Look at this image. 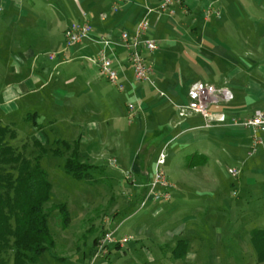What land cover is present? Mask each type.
<instances>
[{"label":"rangeland","instance_id":"obj_1","mask_svg":"<svg viewBox=\"0 0 264 264\" xmlns=\"http://www.w3.org/2000/svg\"><path fill=\"white\" fill-rule=\"evenodd\" d=\"M245 3L247 8H253L255 4L257 8L264 6V0H255L252 7L249 0ZM178 7L173 0L175 16L188 24L191 17L183 15ZM82 11L86 12L83 5L79 12ZM2 12L0 5V14ZM155 13L166 17L157 11ZM1 17L0 125L14 130L15 137L7 139V142L16 152L31 160L42 155L40 167L51 184L50 199L44 208L49 214L48 225L55 246L41 255L38 262L28 264H258L251 244V231L264 230V147L256 146V150L253 148L249 153L257 151L252 158L242 157L239 161L220 157L217 162L218 158L208 157L206 167L190 172L184 167V160L187 155L195 154L196 148L189 149L188 145L182 144L184 138L174 140L163 147L155 160L152 155L158 142L143 145L147 135L144 122L140 126L137 122L133 125L130 140L114 139L106 132L105 144L101 145L98 131L106 126V122L110 124L119 118L124 125H129L128 119L132 115L128 111V117L126 106L129 100L126 95L119 93L100 75L93 59L92 63L83 59L66 62L72 58L66 51L68 53H64L68 58L64 57V62L58 65L62 58L50 62L48 55L53 50L42 42L31 44L29 48L33 55L29 60L25 56L29 48L19 47L13 42L17 40L16 33L21 25L9 28L10 19ZM171 17L167 16L165 20ZM39 19H35V24ZM72 20L71 24H74L81 18L74 17ZM148 22L150 29H154L155 19L151 17ZM92 33L93 28L88 38ZM57 37L61 43L59 50L63 51L65 31L64 34L59 32ZM102 39L106 38L98 35L95 43L99 46ZM112 44V41L107 44L105 50L114 63V58L108 54ZM99 49L100 46L97 52ZM19 52L26 63L22 75L17 72ZM53 55L55 53L49 57ZM158 55H163L162 51ZM33 56L45 63L47 73L44 74V82L48 81V86L33 95L6 96L7 90L17 89L19 84L32 76ZM177 62L180 67L178 74L184 75L183 63ZM112 66L121 81L118 69L114 64ZM82 69L88 71L87 76ZM49 70L52 71L51 76ZM153 70L155 73V68ZM187 72L190 73L188 69ZM71 77L75 79L74 92H82L79 100L90 103L92 109L83 105L80 109L65 101L63 96L70 89L66 81ZM151 82L155 85L153 80ZM96 85L107 91L106 99L99 95ZM34 113L37 114L36 125L30 119L26 120ZM170 131L165 132L170 134ZM77 140L81 162L93 166L89 171L92 176L90 181L74 180L64 171V163L72 148L66 151L61 144ZM42 147L44 154L41 153ZM55 149L58 150L57 155L53 153ZM161 153L165 158L161 169L174 186L171 199L166 202L149 196V186ZM138 154V168L151 174L144 191L136 188V178L130 171V163L132 167ZM232 170H236V177L231 175ZM137 176L140 180L139 174ZM182 176L186 178L185 182ZM58 204L67 207L69 224L66 227L62 225L59 212L54 209ZM157 209L160 211L154 214ZM107 234H111L116 242L122 241V245L108 244L106 253L97 255L100 240L95 247L93 242ZM181 240L187 244V252L184 257L176 259L173 252ZM7 257L12 264L11 253Z\"/></svg>","mask_w":264,"mask_h":264},{"label":"crops","instance_id":"obj_2","mask_svg":"<svg viewBox=\"0 0 264 264\" xmlns=\"http://www.w3.org/2000/svg\"><path fill=\"white\" fill-rule=\"evenodd\" d=\"M161 1L0 0L3 7L0 15L10 19L9 28L12 25H21L16 33L19 41H13L15 45L29 48L31 44L43 42L54 51L50 54L55 53L53 60L48 55L50 62H55L58 58H68V52L59 50L61 43L57 35L59 32L64 34L73 21L72 18L80 17L82 20L83 13L91 23L94 33L69 51L72 58L66 62L83 59L92 63L99 48L95 38L102 35L112 41L108 54L114 58L113 64L118 69L124 91L120 92L116 87L115 89L126 95L128 105H133L135 112L128 119V105L126 106L129 125H124L119 118L110 124L106 122L105 129L98 131L101 145L105 144L106 132H109L111 138L130 140L133 125L137 122L140 126L144 122L147 135L143 145L158 142L152 155L155 160L163 147L174 140L184 138L182 144L188 145L189 149L196 148L195 154L187 155L184 160V167L190 172L206 167L208 157L218 158L217 162L220 157L238 161L242 157L252 158L257 152L249 154L252 148V132L243 128L240 123L250 119L255 111H264V6L257 8L254 5L255 0H249L251 4L248 3L250 7L254 5L253 8H247L245 0H174V4L179 6L178 11L191 17L188 24H184L181 17L175 16V12L167 21V16H160L155 11L147 13V8L156 10ZM81 5L86 8V12H79ZM151 17L156 24L145 37L155 40L159 50L153 54L143 52V57L152 70L155 68V73L153 70L151 76L155 84L153 87L134 81L132 70L127 64V51L119 43L122 31L132 32L140 21H150ZM36 18H40L37 24ZM160 51L163 55H158ZM20 54L19 52L17 72L22 75L26 63L24 56ZM32 55L30 48L25 51L29 60ZM177 60L184 65V75L182 72L178 74L180 67ZM63 62L64 60L57 64ZM31 69L32 76L19 84L17 89L7 90L6 96L25 93L33 95L48 86V81L44 82V74L47 73L45 63L33 56ZM48 72L51 76L52 71ZM82 72L87 76V70L82 69ZM195 82L226 87L232 94L233 98L228 102L209 105L211 127L205 126L200 115H192L183 121L177 117L176 107L186 103L187 91ZM66 83L70 89L63 96L65 101L72 102L80 109L83 106L89 108L90 103L79 100L82 92H74L72 88L75 79L71 77ZM86 85H89L88 82ZM96 88L102 99H106L107 91L98 85ZM156 89L164 96L161 97ZM52 94H55L54 91ZM33 115L37 124V114ZM232 120L237 124L232 125ZM168 129L171 130L170 134L165 132ZM256 136L262 141L257 146L264 147V133L258 132ZM138 157L139 154L135 156L132 167L130 163V171L136 178V188L144 191V187L151 180V174L138 168ZM185 180L184 177L182 181ZM159 211L160 209L155 210L154 214Z\"/></svg>","mask_w":264,"mask_h":264},{"label":"trees","instance_id":"obj_3","mask_svg":"<svg viewBox=\"0 0 264 264\" xmlns=\"http://www.w3.org/2000/svg\"><path fill=\"white\" fill-rule=\"evenodd\" d=\"M29 119L36 125L35 115H28L26 120ZM14 137V130L0 125V264H9L7 256L10 253L12 264L36 263L41 255L55 246L48 225L49 214L44 208L50 199L51 184L40 167L42 155L34 160L22 156L7 142ZM61 145L66 151L72 148L64 163L66 174L78 181L92 180L89 171L93 166L81 162L79 140L73 143L63 141ZM57 152V149L53 150L55 155ZM41 153H45L43 147ZM54 209L59 212L62 225L66 227L69 224L66 205L58 204ZM102 238L94 240V247ZM251 244L258 264H264V230L251 231ZM186 252L187 244L178 241L174 258L180 259Z\"/></svg>","mask_w":264,"mask_h":264},{"label":"built area","instance_id":"obj_4","mask_svg":"<svg viewBox=\"0 0 264 264\" xmlns=\"http://www.w3.org/2000/svg\"><path fill=\"white\" fill-rule=\"evenodd\" d=\"M173 0H162L156 10L147 8V13L150 14L153 11L157 13L165 14L166 16H173L174 10L172 9ZM150 30V24L147 20L140 21L132 32L122 31L119 41L126 48L127 59L129 66L132 70V76L137 83H148L152 87L151 76L153 70L151 65L147 64L143 57V52L149 54L156 53L159 50V45L152 39L146 38V34ZM92 27L87 19L86 15H82L80 22L71 24L65 30V48L64 52L72 50L77 44L81 43L88 38L91 33ZM104 43V46H103ZM101 44V45H100ZM99 46L100 49L96 53L93 63L98 68L100 75H102L112 86L120 92L123 91V84L118 78L117 72L113 69V62L106 54L107 44H111L109 39H102ZM50 60L55 59V55L49 57ZM163 97L164 94L160 93ZM232 94L226 87H214L210 84L202 82L193 83L187 91L186 103L176 107L177 117L183 121L184 119L192 115H200L205 121L206 127H211V114L208 111V107L211 104H217L221 102H228L232 100ZM128 111L133 114L134 107L129 104L127 106ZM232 125H236L235 120L231 121ZM243 128L249 129L252 132V148L259 144L261 140L256 136V133H264V111L257 110L253 113L250 119L240 123ZM164 153L159 155L157 163L155 165V172L153 175L152 183L149 186V196H152L156 201H169L171 199V190L174 188L164 175L161 167L164 163ZM236 170L231 171V175L236 177ZM115 243L122 245V241L112 239L111 234L105 235L98 243L97 255L106 253L108 244Z\"/></svg>","mask_w":264,"mask_h":264}]
</instances>
